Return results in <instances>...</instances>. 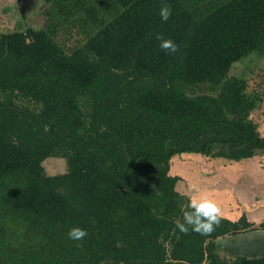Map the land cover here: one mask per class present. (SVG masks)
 I'll return each mask as SVG.
<instances>
[{
    "label": "trees",
    "instance_id": "obj_1",
    "mask_svg": "<svg viewBox=\"0 0 264 264\" xmlns=\"http://www.w3.org/2000/svg\"><path fill=\"white\" fill-rule=\"evenodd\" d=\"M40 1L37 29L0 31V264H264V239L232 240L255 230L244 214L181 233L168 173L181 155H264L259 101L227 75L264 60V0Z\"/></svg>",
    "mask_w": 264,
    "mask_h": 264
},
{
    "label": "rangeland",
    "instance_id": "obj_2",
    "mask_svg": "<svg viewBox=\"0 0 264 264\" xmlns=\"http://www.w3.org/2000/svg\"><path fill=\"white\" fill-rule=\"evenodd\" d=\"M7 1L12 11L3 14L6 19L0 21V31L14 30L17 22L24 28L34 29L42 24L40 13L44 6L40 0H0V10L6 7ZM227 75L243 79L245 92L258 99L259 108L252 113L251 119L257 131L264 134V60L249 56L232 66ZM41 166L48 176L62 174L65 170L63 161L55 158L46 159ZM168 173L178 178L174 191L189 202L192 197L210 199L220 209L222 218L234 222L244 214L254 231H264L258 229V224L264 221L263 154L235 163L181 155L170 160Z\"/></svg>",
    "mask_w": 264,
    "mask_h": 264
},
{
    "label": "clouds",
    "instance_id": "obj_3",
    "mask_svg": "<svg viewBox=\"0 0 264 264\" xmlns=\"http://www.w3.org/2000/svg\"><path fill=\"white\" fill-rule=\"evenodd\" d=\"M171 15V6L167 3H162L159 11L161 21L167 22ZM156 39L160 41L159 47L166 54L172 55L178 52V46L173 40L165 39L161 34H157ZM187 207L191 211L184 212L183 222L179 220L175 222L176 228L181 233L187 234L191 228V231L200 235H210L219 226L221 218L220 209L212 200L192 197ZM87 235L86 230L79 227H74L68 232V238L73 241H82Z\"/></svg>",
    "mask_w": 264,
    "mask_h": 264
},
{
    "label": "water",
    "instance_id": "obj_4",
    "mask_svg": "<svg viewBox=\"0 0 264 264\" xmlns=\"http://www.w3.org/2000/svg\"><path fill=\"white\" fill-rule=\"evenodd\" d=\"M18 2V0H16ZM255 239H264V231H251L247 233H243L237 236H234L232 240L236 242H251ZM225 241V240H224Z\"/></svg>",
    "mask_w": 264,
    "mask_h": 264
},
{
    "label": "crops",
    "instance_id": "obj_5",
    "mask_svg": "<svg viewBox=\"0 0 264 264\" xmlns=\"http://www.w3.org/2000/svg\"><path fill=\"white\" fill-rule=\"evenodd\" d=\"M215 198H218V195H216V197Z\"/></svg>",
    "mask_w": 264,
    "mask_h": 264
}]
</instances>
